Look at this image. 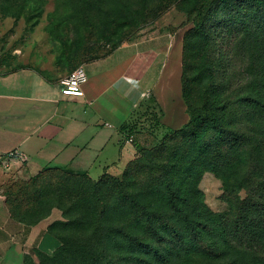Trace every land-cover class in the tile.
Wrapping results in <instances>:
<instances>
[{"label": "rangeland", "instance_id": "rangeland-1", "mask_svg": "<svg viewBox=\"0 0 264 264\" xmlns=\"http://www.w3.org/2000/svg\"><path fill=\"white\" fill-rule=\"evenodd\" d=\"M72 1L0 0V70L6 64L3 71L13 72L25 63L44 62L50 56L56 59L60 69L71 72L88 62L112 57L123 48L158 46L168 51L179 41L183 55L185 36L194 29L188 14L195 0H130L127 6L117 4L123 11H114L113 7L110 11L88 10ZM252 14L259 21L264 19V0H257L251 10L248 7L247 12L241 13L237 25L231 19L230 28L218 32L213 29V41L200 47L192 61L197 69L194 75H201L194 84L197 105L203 103L206 91L237 95L234 112L226 115L228 122L242 121L249 95L259 99L256 93H259L260 73L256 66L264 60V29L257 30L254 24L250 35L244 32L241 35L242 21L250 19ZM223 18H213L214 25L228 21ZM217 36L221 39H216ZM14 43L20 47V53L15 56ZM223 72L230 76L226 83ZM176 89L179 95L173 108L179 111L178 122L174 123L169 115L165 124L158 126L155 117L145 119L139 112L127 124L124 140L137 142L142 150L120 176L105 174L94 180L59 169H46L29 176L25 165L16 171L0 168V194L5 200L10 198V205L21 215L35 214L29 220L44 222L48 229L45 248L33 253L26 264H92L94 257L101 259L103 254L115 261L117 250L113 248L121 241L125 245L123 250L130 249L126 239L137 229L141 233L144 225L134 213H126L128 206L133 200L154 201L150 194L162 187L169 172L180 167L181 176L199 153L198 144L183 135L188 112L181 84ZM158 141H162L161 148L155 147ZM257 144L260 143L256 140L238 152L226 172L204 174L200 190L219 225L224 219L233 220L237 216L249 197L248 192L264 175V148L258 149ZM67 212L75 219L86 218L88 224L79 228L78 222L59 230V223L69 221L64 218ZM145 251L141 250L143 257ZM117 257L120 258L117 264H126L127 256ZM242 260V264L251 261ZM232 261L229 256L222 262L196 257L190 264ZM253 264H264V256Z\"/></svg>", "mask_w": 264, "mask_h": 264}, {"label": "crops", "instance_id": "crops-1", "mask_svg": "<svg viewBox=\"0 0 264 264\" xmlns=\"http://www.w3.org/2000/svg\"><path fill=\"white\" fill-rule=\"evenodd\" d=\"M14 45L15 56L20 47ZM182 56L179 41L168 51L158 46L123 48L112 57L88 62L83 65L89 79L83 97L61 93L59 82L72 71L60 69L50 56L13 72H4V64L0 156L20 151L26 161L14 160L9 168L0 163V168L16 171L25 165L29 176L54 168L94 180L105 174L120 176L138 154L137 142L124 140L121 131L136 114L149 119L160 111L162 125L169 115L178 122L173 103L179 95L176 85L182 87ZM48 236L44 222L28 225L15 219L0 194V264H25L45 248Z\"/></svg>", "mask_w": 264, "mask_h": 264}, {"label": "trees", "instance_id": "trees-1", "mask_svg": "<svg viewBox=\"0 0 264 264\" xmlns=\"http://www.w3.org/2000/svg\"><path fill=\"white\" fill-rule=\"evenodd\" d=\"M129 1L72 2L88 10L110 11V7H113L114 11H123V7L117 4L127 6ZM256 3L257 0H195V6L188 14L194 29L186 34L184 40L182 98L189 115V121L183 128L186 129L183 135L198 144L199 153L193 159L191 167L181 176L180 167L169 172L167 179L162 182V187L150 194L151 198H155L154 201L144 203L133 200L131 206H128L126 213H134L135 218L144 225L141 233L137 229L126 239L130 249L123 250L125 245L121 241L118 247L113 248L117 250L113 258L115 261L103 254L101 259L99 256L94 257L92 264H117L120 259L117 255L127 256L126 264H190L196 257L210 262H222L227 256L234 259L230 264H242V259L251 260L250 264H253L260 256H264V175L259 178L253 190L248 192L249 197L242 203L237 216L233 220L224 219L221 225L216 223L200 190L206 171L218 175L226 172L233 164V157L256 140L260 143L257 144V148H264V60L258 62L256 66L260 73L259 93H256L259 99L252 95L247 97L241 122H228L226 117L228 112H234L232 107L237 95L230 97L224 93L215 95L214 92L206 91L203 103L197 105L194 84L200 81L201 75H194L197 69L192 65V61L199 54L198 49L213 41V29L218 32L230 28L231 19L234 25H237L240 14L247 12L248 7L251 10ZM218 16L225 17L223 20L227 18L228 21H220L215 26L213 18ZM254 24L257 30L264 29V19L259 21L252 14L250 19L242 21L241 35L242 32L250 35ZM216 39L219 40L221 37L217 36ZM223 76L226 83L230 76L226 72H223ZM149 101L155 104L153 97H150ZM160 116L159 111L155 116V123L158 126L161 125ZM126 130L127 125L121 131L125 133ZM136 146L140 153L142 148L138 143ZM167 146L168 144L164 148ZM155 147L161 148L162 141H158ZM59 170L69 173L63 169ZM146 191L148 189H142V192ZM10 202V198L6 197L5 203L15 219L28 225L40 223L29 220L36 217L35 214L21 215ZM71 217H73L71 213L67 212L64 218H68L69 221L59 223L58 229L72 227L78 222L81 223L77 226L79 228L83 224H88L86 218ZM143 249L146 250V257L141 255ZM29 260L30 257H27L25 264ZM51 261L50 259L49 262ZM58 261L60 256L57 257Z\"/></svg>", "mask_w": 264, "mask_h": 264}, {"label": "built area", "instance_id": "built-area-1", "mask_svg": "<svg viewBox=\"0 0 264 264\" xmlns=\"http://www.w3.org/2000/svg\"><path fill=\"white\" fill-rule=\"evenodd\" d=\"M88 80L85 68L80 66L67 77L60 80L59 87L61 93L66 96L83 97V86L88 83ZM14 160L26 161L25 156L20 151H12L6 156H0V163L6 168H9L11 162Z\"/></svg>", "mask_w": 264, "mask_h": 264}]
</instances>
